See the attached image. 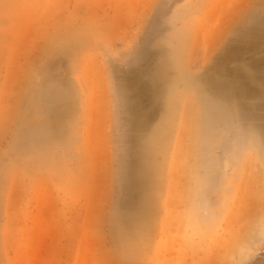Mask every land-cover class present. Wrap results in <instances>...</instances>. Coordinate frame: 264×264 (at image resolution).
<instances>
[{
    "label": "rangeland",
    "instance_id": "1",
    "mask_svg": "<svg viewBox=\"0 0 264 264\" xmlns=\"http://www.w3.org/2000/svg\"><path fill=\"white\" fill-rule=\"evenodd\" d=\"M259 1L0 0V264H264V80L199 43Z\"/></svg>",
    "mask_w": 264,
    "mask_h": 264
},
{
    "label": "bare ground",
    "instance_id": "2",
    "mask_svg": "<svg viewBox=\"0 0 264 264\" xmlns=\"http://www.w3.org/2000/svg\"><path fill=\"white\" fill-rule=\"evenodd\" d=\"M258 1V0H257ZM249 8V7H247ZM262 12L264 13V0L259 1L255 8L253 10L247 9L244 10L242 15L240 16L237 14L235 17L236 19H233L231 17V7L227 8V11L225 12V15L227 16H222L220 17L214 27L216 28L219 27V23L221 26H225V33L222 36L216 35L217 33H214L213 31H207L203 32L202 35L200 36V44H205L208 48H214L210 52L213 51V62L210 64L211 69L218 74H230L233 77H241L245 78L246 73L250 69H254L253 71L255 72V77L259 79L264 80V54L259 57L256 53L259 52V50H263L264 52V15H261L260 17H257V13ZM234 22H233V20ZM232 24V25H231ZM219 33V32H218ZM221 35V34H220ZM217 48H215V46ZM221 45V46H220ZM200 46V45H199ZM206 74V73H205ZM249 74V73H248ZM254 74V73H253ZM212 76V75H211ZM253 77V78H255ZM213 78V77H212ZM210 77L207 82H212L213 80ZM215 78V77H214ZM227 78V77H226ZM249 78V77H248ZM256 78V79H257ZM203 79H205V76H203ZM202 79V80H203ZM222 79V78H221ZM229 79V78H228ZM220 80V79H219ZM247 80V79H246ZM254 80V79H253ZM218 81V80H217ZM225 82V81H224ZM228 83V81L226 82ZM214 84V83H213ZM244 84V83H242ZM223 85V84H222ZM264 85V84H263ZM212 87V85H211ZM226 87V86H225ZM232 87V86H231ZM248 87H246L247 89ZM256 88V87H254ZM264 88V87H263ZM65 93V92H63ZM238 94V93H237ZM215 97V96H214ZM260 97V96H257ZM73 98V97H72ZM213 98V97H212ZM224 99V98H223ZM248 99V98H247ZM229 101V100H228ZM239 101V100H238ZM197 102V101H196ZM193 104V103H192ZM241 104V103H240ZM195 105V104H194ZM205 106V105H204ZM217 106V105H216ZM175 107V106H174ZM235 107V106H234ZM97 108V107H96ZM198 108V107H197ZM207 108V106H206ZM214 108V107H213ZM227 108V107H226ZM209 109V108H208ZM214 109H217L216 107ZM222 109V108H221ZM234 109V108H233ZM160 110V109H158ZM175 110V109H174ZM211 110V109H210ZM208 111V110H207ZM229 111V110H228ZM231 111V109H230ZM233 111V110H232ZM196 112V111H195ZM199 112V109L198 111ZM151 113V112H150ZM153 113V112H152ZM158 113V111H157ZM213 113V112H212ZM226 113V112H225ZM230 113V112H228ZM219 114V113H218ZM199 115V114H197ZM139 121V124L141 123L140 116L137 118ZM163 116L158 115L155 118V123H152V130H157L159 123L162 121ZM198 119V118H197ZM154 120V119H153ZM199 121V120H198ZM152 122V121H151ZM150 123V122H149ZM185 125V124H184ZM187 126V125H186ZM148 127V126H147ZM154 127V128H153ZM198 127V126H197ZM167 128V127H166ZM160 129V127H159ZM162 129V128H161ZM148 131V130H147ZM165 131V130H164ZM196 132V131H195ZM196 134V133H195ZM196 137V136H195ZM186 138V137H185ZM196 139V138H195ZM193 141V140H192ZM188 142V141H187ZM103 143V142H102ZM190 143V142H188ZM193 143V142H192ZM153 144V143H152ZM93 145V144H92ZM188 145V144H187ZM194 146V145H192ZM151 148V147H150ZM196 148V147H195ZM189 149V148H188ZM95 150V149H94ZM196 150V149H195ZM161 151V148H155L153 152L150 154V160L151 167L149 170L153 171V168L157 169V163H158V158L159 152ZM185 151V149H184ZM183 152V151H182ZM191 152H193L191 150ZM195 152V151H194ZM188 153V152H187ZM186 153V154H187ZM185 154V153H184ZM188 158V157H187ZM134 159V158H133ZM139 160V159H138ZM191 161V160H190ZM194 162V161H193ZM137 163V162H136ZM130 164V163H129ZM184 166V165H183ZM192 166V165H191ZM180 167V166H179ZM255 168V167H254ZM257 169V168H255ZM179 170V169H178ZM257 171V170H256ZM143 175L141 178L145 179V182L150 178L151 172L147 171V168L143 171ZM181 173V172H180ZM259 173V172H258ZM176 176V175H175ZM188 175L186 174V177ZM258 176V175H257ZM185 177V178H186ZM139 178V179H141ZM249 178L251 179L250 181L254 184H256L257 177L253 174H250ZM188 179V178H187ZM137 180V179H136ZM142 181V180H141ZM20 182V181H19ZM18 182V183H19ZM136 182V181H135ZM152 184V182H150ZM146 182V185L152 189V185ZM248 183V182H247ZM106 184V183H105ZM141 184V182H140ZM189 184V183H188ZM144 185V184H143ZM142 185V186H143ZM173 185H175L173 183ZM185 185V184H184ZM183 185V186H184ZM146 186V187H147ZM250 186L251 185H247ZM254 187V186H252ZM258 187V186H256ZM130 188V187H129ZM136 188V187H135ZM175 188V187H174ZM179 188V186H178ZM187 188V187H186ZM137 189V188H136ZM173 189V188H172ZM185 189V188H184ZM257 189V188H256ZM139 190V189H138ZM137 190V192H138ZM47 191V190H46ZM134 191V190H133ZM139 193V192H138ZM96 196V195H95ZM258 198H259V193L255 192L253 189L249 190V188H245L244 191L241 192V196L236 203V209L237 207L241 208L244 207V210L247 213L253 212L252 210L257 207L258 204ZM96 199V198H95ZM177 199V198H176ZM263 200V199H262ZM11 204V203H10ZM263 204V203H262ZM149 204H147L145 201H139L135 193L132 194L129 198L124 200V203L122 204L123 208L129 213V216L132 217L133 221H136L137 223L143 224L146 221L149 220L147 218V215L149 212ZM174 205L172 204V207ZM262 206V205H261ZM18 207V206H16ZM45 207V206H44ZM264 207V206H263ZM238 208V209H239ZM242 209V208H241ZM260 209V208H259ZM264 208H262L263 210ZM18 210V208H17ZM243 210V209H242ZM243 210V211H244ZM250 210V211H248ZM182 211V210H181ZM234 213V212H233ZM232 213V214H233ZM260 213V211H259ZM182 214V213H181ZM236 213H234L235 215ZM237 215L240 216L239 213ZM250 215V214H249ZM182 218V217H181ZM231 218V217H230ZM229 218V220H230ZM236 218V217H235ZM244 218V217H243ZM242 218V219H243ZM257 218V217H256ZM16 219V218H15ZM240 219V218H239ZM246 219V218H245ZM228 220V221H229ZM237 220V219H236ZM240 222V221H239ZM242 222V221H241ZM184 223V222H183ZM228 223V222H227ZM139 224V225H140ZM229 224V223H228ZM145 225V224H144ZM244 225V224H243ZM249 225V224H248ZM147 226V225H146ZM234 226V225H233ZM140 227V226H139ZM229 228H232L229 227ZM228 231V230H227ZM234 232V231H233ZM227 234V233H225ZM229 235V232H228ZM227 236V235H226ZM230 237V236H229ZM232 238V237H231ZM229 239V238H228ZM227 239V240H228ZM231 241V240H230ZM224 245V244H223ZM241 245V244H240ZM222 246V245H221ZM224 247V246H223ZM226 247V246H225ZM227 248V247H226ZM229 248V246H228ZM238 250V249H237ZM214 255V254H213ZM212 260V259H211ZM210 264V262H209Z\"/></svg>",
    "mask_w": 264,
    "mask_h": 264
},
{
    "label": "flooded vegetation",
    "instance_id": "3",
    "mask_svg": "<svg viewBox=\"0 0 264 264\" xmlns=\"http://www.w3.org/2000/svg\"><path fill=\"white\" fill-rule=\"evenodd\" d=\"M157 43H159V42H157ZM171 43H176V44H177V41H172ZM171 43H169V44H171ZM178 43H179V42H178ZM154 44H155V43H154ZM154 44H152V45H154ZM163 44H166V43L163 42ZM179 45H180V44H179ZM179 48H180V51H181V46H179ZM148 50H149V49H148ZM148 50H147V51H148ZM147 51H146V52H147ZM181 53H182V51H181ZM140 56H141V55H140ZM139 59H140V57H139ZM177 60H179V59H176L175 62H176V64L178 65V68L180 69ZM181 60H182V59H181ZM137 63H138V62H137ZM137 63H135V64H137ZM180 71H181V69H180ZM181 73H182V72H181ZM182 74H183V73H182ZM183 78H184V81H185V87H184V88H186V87H187V84H186V79H185V77H184V74H183ZM184 88H183V89H184ZM178 91H179V90H178ZM175 98H176V97H175ZM124 99H125V97H124ZM172 102H173V101H172ZM173 103H174V102H173ZM174 104H175V103H174ZM125 105H126V100H125V104L122 105V109H123V110H122V111H123L122 113H124V114L126 115V116H125V117H126V118H125V121L128 123V116H127V113H126V111H125ZM128 124H129V123H128ZM129 126H130V125H129ZM129 130H130V128H129L128 131H127L126 145H127V139H128V135H129ZM129 226H130V225H129Z\"/></svg>",
    "mask_w": 264,
    "mask_h": 264
}]
</instances>
